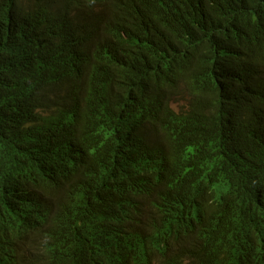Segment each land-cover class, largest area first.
<instances>
[{
    "label": "trees",
    "instance_id": "16d2710c",
    "mask_svg": "<svg viewBox=\"0 0 264 264\" xmlns=\"http://www.w3.org/2000/svg\"><path fill=\"white\" fill-rule=\"evenodd\" d=\"M28 1L0 0L1 264H264V195L221 179L264 131V0Z\"/></svg>",
    "mask_w": 264,
    "mask_h": 264
},
{
    "label": "clouds",
    "instance_id": "9594fccd",
    "mask_svg": "<svg viewBox=\"0 0 264 264\" xmlns=\"http://www.w3.org/2000/svg\"><path fill=\"white\" fill-rule=\"evenodd\" d=\"M24 6L23 9L28 10L39 8L37 4L28 0H21V4ZM75 27L81 32V27L84 24V17L79 14H73L69 19ZM56 93H60L61 89H53ZM52 92L50 94L52 99H56L58 95ZM264 137V131H256L249 126L246 128L245 135L232 144L228 151L237 156V161L233 167L227 171L223 172L222 181L228 186L237 187L241 192L249 194H261L264 195V159L257 156L250 155L249 153L254 148V146L260 142ZM5 175L4 172L0 173V189L4 190ZM10 185L7 187L6 191H10ZM68 188V182L59 183L52 187V191L58 189L66 190ZM209 194L203 200V203L214 208L219 202L224 194V191H213L209 190ZM262 204H264V196L262 198ZM94 209L91 211L93 212ZM96 222V230L100 231L103 226V220L98 215ZM0 264L6 260H17L20 257V247L18 239L14 238L9 232L0 229ZM110 264H115V259H112Z\"/></svg>",
    "mask_w": 264,
    "mask_h": 264
}]
</instances>
